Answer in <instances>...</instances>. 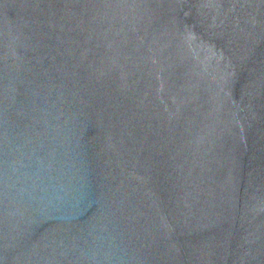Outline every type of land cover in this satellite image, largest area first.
I'll return each instance as SVG.
<instances>
[{"label": "water", "instance_id": "1", "mask_svg": "<svg viewBox=\"0 0 264 264\" xmlns=\"http://www.w3.org/2000/svg\"><path fill=\"white\" fill-rule=\"evenodd\" d=\"M0 264H264V0H0Z\"/></svg>", "mask_w": 264, "mask_h": 264}]
</instances>
